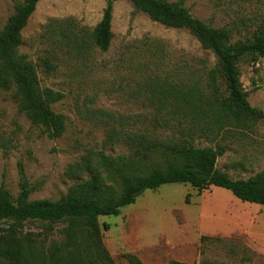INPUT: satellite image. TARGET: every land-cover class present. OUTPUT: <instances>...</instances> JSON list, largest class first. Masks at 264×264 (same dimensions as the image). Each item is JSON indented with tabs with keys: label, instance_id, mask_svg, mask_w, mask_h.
Segmentation results:
<instances>
[{
	"label": "rangeland",
	"instance_id": "374dc122",
	"mask_svg": "<svg viewBox=\"0 0 264 264\" xmlns=\"http://www.w3.org/2000/svg\"><path fill=\"white\" fill-rule=\"evenodd\" d=\"M167 1H182L194 18L213 27L255 13L264 18V6L238 0ZM105 4L106 0H41L21 31L19 53L36 61L46 47L39 40L41 27L49 20L73 19L80 27L93 29ZM13 12V0H0V31ZM111 32L107 51L92 48L80 56L59 51L54 71L46 73L37 67L40 86L64 95L52 105L65 117L61 137L43 135L18 112L11 93L0 90V184L13 200L20 192L21 164L32 189L28 199L58 201L77 182L66 175L68 167L87 151L111 156L127 152L121 143H109L111 129L151 127L154 111L150 107L157 106L147 100L149 77L180 81L177 71L186 73L187 65L196 68L202 61L210 66L215 62L188 30L153 22L147 15L135 13L126 0L113 4ZM146 41L161 46L163 61L148 57L142 48ZM238 70L248 102L264 115V58L241 61ZM172 133L174 127H166L156 135L165 138ZM220 144L226 151L216 167L230 178L247 179L264 170V116L253 132L230 133ZM195 145L214 146L202 139ZM98 224L103 244L116 264H129L122 256L126 253L142 264H264V205L242 202L218 187L198 191L187 184H165L144 190L118 215L100 216ZM104 224L109 226L107 231ZM61 227L55 226L54 237ZM42 230L37 222L24 226L25 232ZM201 236L212 240L201 243Z\"/></svg>",
	"mask_w": 264,
	"mask_h": 264
},
{
	"label": "trees",
	"instance_id": "16d2710c",
	"mask_svg": "<svg viewBox=\"0 0 264 264\" xmlns=\"http://www.w3.org/2000/svg\"><path fill=\"white\" fill-rule=\"evenodd\" d=\"M40 1L13 0L14 12L0 31V90L11 93L18 112L31 125L56 139L65 131V117L52 105L64 95L40 86L37 67L46 73L54 71L59 51L76 56L92 48L107 51L113 38V4L119 0H106L101 19L91 30L73 19L47 21L39 34L46 47L34 62L18 48L21 31ZM126 1L135 13H143L153 22L188 30L215 62L210 66L202 61L196 68L187 65L186 73L177 71L180 81L149 77L147 100L157 106L150 107L154 111L151 127L111 129L109 143H121L127 152L111 156L87 151L68 167L66 175L77 182L58 201H30L32 189L20 164V192L15 200L0 184V264H116L103 244L98 218L118 215L144 190L165 184H187L198 191L218 187L242 202L264 205V170L247 179H232L216 167L226 151L220 143L230 133L253 132L264 116L248 102L238 70L241 61L264 58V18L255 13L213 27L194 18L182 1ZM238 1L264 6V0ZM142 48L148 57L163 61L159 44L146 41ZM141 117L147 123L146 115ZM166 127H174V133L165 138L156 135ZM198 139L214 146H196ZM36 222L43 228L41 232L24 231L25 223ZM56 225H62L58 237L53 236ZM103 229L107 231L109 226L104 224ZM199 240L212 238L201 236ZM122 256L129 264H142L133 254Z\"/></svg>",
	"mask_w": 264,
	"mask_h": 264
}]
</instances>
